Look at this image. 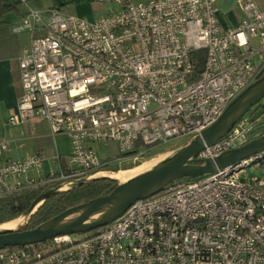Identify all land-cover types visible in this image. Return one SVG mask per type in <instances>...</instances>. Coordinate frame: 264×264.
Returning <instances> with one entry per match:
<instances>
[{
    "label": "built area",
    "instance_id": "built-area-1",
    "mask_svg": "<svg viewBox=\"0 0 264 264\" xmlns=\"http://www.w3.org/2000/svg\"><path fill=\"white\" fill-rule=\"evenodd\" d=\"M111 2L93 22L28 7L12 29L36 36L18 63L22 94L7 125L43 121L52 137L68 138L70 151L63 168L43 173L42 153L4 160L9 142L0 139V199L106 174L95 145L113 142L120 159L138 161L158 145L192 140L264 73L257 0H239L243 19L226 31L214 0ZM198 51L205 55L196 76ZM263 135L258 103L191 162L204 165ZM251 166L264 171V150L167 184L87 237L0 250V264H264V175L240 180Z\"/></svg>",
    "mask_w": 264,
    "mask_h": 264
},
{
    "label": "water",
    "instance_id": "water-1",
    "mask_svg": "<svg viewBox=\"0 0 264 264\" xmlns=\"http://www.w3.org/2000/svg\"><path fill=\"white\" fill-rule=\"evenodd\" d=\"M7 4L11 5V3ZM263 99L264 75L252 83L241 95L231 102L212 126L203 131L200 136L190 140L187 147L181 148L166 163L120 186L117 184L116 188L108 195L97 197L87 203L70 207L34 229L1 231L0 250L40 244L58 236L91 233L106 227L119 218L132 203L155 195L167 184L183 178H199L214 172L216 169L224 168L263 151L264 135L250 141L238 149L230 150L214 160H208L204 165H194L191 162V158L205 145L213 144L223 137L235 123ZM84 182L87 181H79L75 186ZM58 192L53 190L48 191L45 195L34 201L29 210H31L38 201H42L43 203L48 195ZM97 213L101 214L100 217L91 221V216ZM75 214H77L75 218L68 219L69 216Z\"/></svg>",
    "mask_w": 264,
    "mask_h": 264
},
{
    "label": "crops",
    "instance_id": "crops-1",
    "mask_svg": "<svg viewBox=\"0 0 264 264\" xmlns=\"http://www.w3.org/2000/svg\"><path fill=\"white\" fill-rule=\"evenodd\" d=\"M214 1L219 27L223 31L236 28L243 19L239 0ZM257 5L264 11V0H257ZM12 12H15L16 16L10 12L3 16V24H0V139L9 142L8 151L3 157L4 160H17L34 153H42L46 158L42 172L47 173L51 167L58 170L65 166L70 151L68 138L64 135L52 137L47 124L43 121L17 126L7 125L8 118L17 112L22 94L18 63L23 50L29 46L32 37L36 36L29 32L14 33L12 29L20 24L25 13L17 15V9ZM64 138L66 145H58L57 139ZM54 157L56 160L52 163ZM73 186L57 191H66Z\"/></svg>",
    "mask_w": 264,
    "mask_h": 264
},
{
    "label": "rangeland",
    "instance_id": "rangeland-1",
    "mask_svg": "<svg viewBox=\"0 0 264 264\" xmlns=\"http://www.w3.org/2000/svg\"><path fill=\"white\" fill-rule=\"evenodd\" d=\"M113 0H31L27 3V5H23L22 3H17L15 0L12 2L16 3L17 15L25 13L27 8H31L34 10L44 11L48 8L56 7L59 8L65 14L73 15L78 18L85 19L89 22L95 21L96 18H99L105 14L113 7ZM150 0H127V2L138 4L143 2H148ZM14 16H16L15 12H11ZM264 104V99L259 102V104ZM189 137H183L176 140H173L164 145H158L153 147L150 151L146 153V155L135 161L130 158L120 159L119 152L117 149V145L113 142H109L107 144L95 145V151L97 152L99 158L104 162L108 163L107 167L109 170H106L107 173L103 175H99L94 179H100L104 177H108L116 181V184L119 186L123 184V182L140 175L144 171L143 164L145 163H157L163 161V158L168 157V155L172 154L173 156L183 147H187L190 143ZM58 145L64 144L66 145V140L57 139ZM162 160V161H161ZM155 161V162H154ZM115 171V173H114ZM264 175L263 169L260 167L251 166L246 169L245 173L240 176V180L245 179L246 177H262ZM121 177L124 180H121ZM64 191V190H62ZM58 192V191H57ZM61 192V191H59ZM103 215V214H102ZM77 216V214L69 216L68 219H73ZM97 218H93L91 221L96 220ZM23 218L20 216L19 218L6 222L7 225L2 226L0 224V232L4 231L5 228L15 227L14 230L23 228L27 222L22 223ZM21 224V225H20ZM19 225V226H18ZM90 233L75 235V238L87 237Z\"/></svg>",
    "mask_w": 264,
    "mask_h": 264
},
{
    "label": "trees",
    "instance_id": "trees-1",
    "mask_svg": "<svg viewBox=\"0 0 264 264\" xmlns=\"http://www.w3.org/2000/svg\"><path fill=\"white\" fill-rule=\"evenodd\" d=\"M7 1V2H6ZM0 0V24H3L2 18L4 15L15 11L16 3L10 0ZM7 3H11L8 5ZM205 51H198L192 54V60L195 67V75L203 69ZM264 73L262 74V76ZM260 76L258 79H260ZM109 170L108 167L104 169ZM115 173V171H114ZM181 180H191V178H183ZM116 181L108 177L94 179L81 183L69 190L61 191L56 194L48 195L42 205L36 210V212L30 217L27 224L21 228V230H31L41 225L50 219L54 218L64 210L74 207L80 204L87 203L97 197L108 195L112 190L116 188ZM60 186L56 184L54 188ZM49 189L37 188L30 190H23L12 195H8L0 199V224L13 221L23 214H25L34 201L39 197L45 195ZM160 191L155 195H160ZM10 223V222H9ZM3 224L4 225H7ZM96 233V231L91 232ZM90 233V234H91Z\"/></svg>",
    "mask_w": 264,
    "mask_h": 264
},
{
    "label": "bare ground",
    "instance_id": "bare-ground-1",
    "mask_svg": "<svg viewBox=\"0 0 264 264\" xmlns=\"http://www.w3.org/2000/svg\"><path fill=\"white\" fill-rule=\"evenodd\" d=\"M172 157H173L172 154L168 155V157L163 158V161L161 160L162 162H160L159 164H157V163H155V164H153V163H145V164H143V166H144V171H143L140 175H137V176H135V177H133V178H131V179L125 181V182H128V181H130V180H132V179H134V178H136V177H138V176H141V175H143V174H145V173H148V172L152 171V170L155 169L156 167H158V166H160V165L166 163V162H167L168 160H170ZM154 162H155V161H154ZM120 178H121V180H124L123 177L120 176ZM125 182H123V183H125ZM73 185H75V183H73V182H72V183H67V184L61 186L59 189L69 188V187H71V186H73ZM41 203H42V201H38V202L36 203V205H35L31 210H29L28 212H26L25 214H23V215L21 216V217L23 218V221H21V222H22V223L27 222L28 219H29V217H30V216L36 211V209L40 206ZM100 215H101L100 213L94 214V215L91 216L90 219H93V218H97V219H98V218L100 217ZM20 225H21V224H20ZM18 226H19V225H18ZM15 227H16V226L11 227V228H5V230H14Z\"/></svg>",
    "mask_w": 264,
    "mask_h": 264
}]
</instances>
